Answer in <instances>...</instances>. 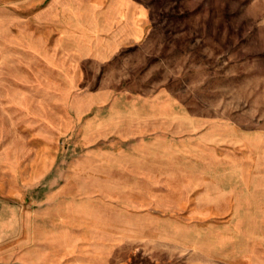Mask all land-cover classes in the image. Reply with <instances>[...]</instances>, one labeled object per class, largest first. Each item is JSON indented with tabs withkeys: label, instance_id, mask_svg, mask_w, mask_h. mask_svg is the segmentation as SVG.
I'll return each mask as SVG.
<instances>
[{
	"label": "rangeland",
	"instance_id": "obj_1",
	"mask_svg": "<svg viewBox=\"0 0 264 264\" xmlns=\"http://www.w3.org/2000/svg\"><path fill=\"white\" fill-rule=\"evenodd\" d=\"M89 43L108 59L89 63ZM89 102L109 124L157 119L158 142L173 127V149L158 151L155 202L122 182L106 191L136 215L107 206L88 233L55 200L87 149ZM60 255L264 264V0H0V264Z\"/></svg>",
	"mask_w": 264,
	"mask_h": 264
},
{
	"label": "crops",
	"instance_id": "obj_2",
	"mask_svg": "<svg viewBox=\"0 0 264 264\" xmlns=\"http://www.w3.org/2000/svg\"><path fill=\"white\" fill-rule=\"evenodd\" d=\"M99 52V57H96L94 48L89 43V63L95 58H99L102 62L108 59V49L102 48L101 50L99 49ZM98 106L89 102V121L86 124V134H88L86 140H89L87 149L85 154L76 160L71 179L64 182L60 187V196L56 199L57 201L55 200V203L58 202L59 208L56 209H58V215L61 216L60 220L69 221L70 223H72L71 221L88 222V233L89 221L109 219V213L103 212V209L108 210L107 206L122 205V209L124 211L127 210L128 215H136V210L139 207L135 206V204L138 201L132 198L133 200L128 202L106 191L124 187L122 182L125 183V187L128 189L149 190L148 195L143 196H148L150 204L153 200L155 202L154 197H156V192L160 188L157 164L158 151L159 149H169L170 151L173 149L172 143L168 144L167 140L173 131V127H169V130L167 127L164 129L169 133L163 134L166 142H163L165 140L158 142L157 127H155L157 119L147 115L137 121L133 120L132 123L127 125L120 123L109 124L96 117L93 113V110L98 108ZM115 142L118 143L115 145ZM110 156L129 158V160L124 164L104 160ZM75 179L82 180L76 181ZM67 189H71L73 192L69 191L67 193ZM82 189L85 190L84 194L87 197L85 202L78 200ZM95 205L98 207L96 208L98 211L96 213ZM102 205H105L106 208H103ZM62 251H69L68 253L79 252L76 245L71 248H64V250L59 252L62 253ZM80 252L89 254V244L85 251ZM62 259L63 257L60 255L57 259L59 261H47L46 264H63ZM69 259L73 260L72 256ZM86 259L89 260V255H87ZM70 264L79 263L75 261L73 263L70 262Z\"/></svg>",
	"mask_w": 264,
	"mask_h": 264
}]
</instances>
